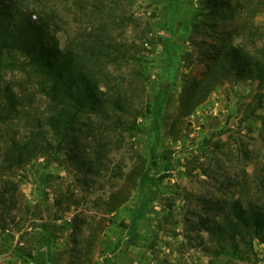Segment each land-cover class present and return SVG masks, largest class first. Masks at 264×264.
<instances>
[{
    "label": "rangeland",
    "instance_id": "1",
    "mask_svg": "<svg viewBox=\"0 0 264 264\" xmlns=\"http://www.w3.org/2000/svg\"><path fill=\"white\" fill-rule=\"evenodd\" d=\"M25 2L54 13L62 46L100 28L136 50L139 60L112 70L133 91L137 126L110 145L103 171L84 183L43 124V95L27 83L34 99L7 128L22 137L36 125L55 142L28 163L0 168V264H264V242L240 241L232 254L228 242L212 241L197 223L219 219L208 207L224 199L264 204V76L224 80L189 115L179 114L181 86L201 78L207 43L226 41L232 30L234 44L249 52L264 46V0H231V9L217 13L207 0H179V13L170 0ZM17 58L14 52L2 58L1 70L12 80L24 76L13 66ZM160 85L166 99L155 180L142 191L134 171L150 164L151 107ZM2 144L0 138V161ZM112 197L124 200L112 208ZM135 210L142 217L129 228Z\"/></svg>",
    "mask_w": 264,
    "mask_h": 264
},
{
    "label": "trees",
    "instance_id": "2",
    "mask_svg": "<svg viewBox=\"0 0 264 264\" xmlns=\"http://www.w3.org/2000/svg\"><path fill=\"white\" fill-rule=\"evenodd\" d=\"M207 2L214 13L223 8L224 11L231 9L233 5L231 0ZM170 3H174L173 12L179 13V0H170ZM54 17L52 11L30 8L25 0H0V138L3 143L0 168L8 171L28 163L47 153L48 147L55 142L36 129V125L22 137L11 133V126L7 128L34 99L35 92L27 86L31 82L45 99L44 126L58 137L55 145L63 150L67 162L81 175L78 180L87 183L88 177L98 175L105 168L110 145H120L125 134L137 126L132 110L133 91L128 83H119L112 67L140 57L131 46L125 47L100 28L84 40L75 39L76 42L73 40L62 46ZM172 33L170 30L169 34ZM232 33V30L225 32L226 41L207 43L200 79H184L179 104L181 116L189 115L224 80L237 82L264 76V46L249 52L243 45L234 44ZM7 52L18 55L13 66L24 76L12 80L2 72V58ZM165 99V88L160 85L151 107L155 141L149 152L150 164L146 169L140 166L134 171L138 190L145 191L155 180L151 169L156 164L158 116ZM114 133L117 136L112 141ZM119 192L115 193L116 198ZM116 198L112 197V201ZM123 200H115L117 203L112 208ZM208 209L219 219L203 216L197 222L199 228L214 242H228L230 253L234 254L233 249L240 241H245L246 246H251L253 237L264 242V204L224 199L221 203H211ZM141 217L142 214L135 210L129 228ZM72 244L80 250L77 239L74 238Z\"/></svg>",
    "mask_w": 264,
    "mask_h": 264
}]
</instances>
